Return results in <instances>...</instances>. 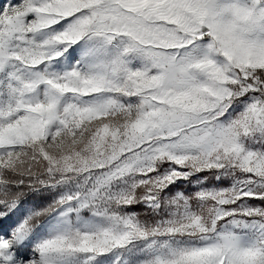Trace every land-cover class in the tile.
<instances>
[{"label":"rangeland","instance_id":"374dc122","mask_svg":"<svg viewBox=\"0 0 264 264\" xmlns=\"http://www.w3.org/2000/svg\"><path fill=\"white\" fill-rule=\"evenodd\" d=\"M258 68L264 0H0V264H264Z\"/></svg>","mask_w":264,"mask_h":264},{"label":"trees","instance_id":"16d2710c","mask_svg":"<svg viewBox=\"0 0 264 264\" xmlns=\"http://www.w3.org/2000/svg\"><path fill=\"white\" fill-rule=\"evenodd\" d=\"M248 73L251 74L253 77L257 78V83L259 84V86L264 84V68L249 70ZM21 171L22 172L15 171L13 173H7L5 171H2V175L7 179V191H11L10 195H8L7 199H5L6 201H4V204L9 201L19 200V202H34V204H37V207H39L42 200L49 199V197L41 193H37L34 190L39 185V181L41 180V174H39V172L31 174V172L25 175L23 174L24 169H21ZM15 185L18 186L14 188ZM131 206L141 218H144L145 220H150L149 214L145 212L144 208L140 206L139 203L136 202ZM52 207L53 205L49 208L51 209ZM144 213L147 214L146 217H143ZM39 216L40 218H43L45 216V213L40 212ZM32 222L35 223L36 221L33 220Z\"/></svg>","mask_w":264,"mask_h":264},{"label":"water","instance_id":"95a60500","mask_svg":"<svg viewBox=\"0 0 264 264\" xmlns=\"http://www.w3.org/2000/svg\"><path fill=\"white\" fill-rule=\"evenodd\" d=\"M200 30H201V32H206L207 28L205 26H201Z\"/></svg>","mask_w":264,"mask_h":264}]
</instances>
